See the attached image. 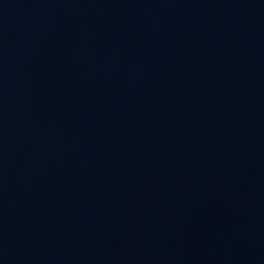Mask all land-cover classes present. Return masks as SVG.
I'll use <instances>...</instances> for the list:
<instances>
[{"label":"water","instance_id":"obj_1","mask_svg":"<svg viewBox=\"0 0 264 264\" xmlns=\"http://www.w3.org/2000/svg\"><path fill=\"white\" fill-rule=\"evenodd\" d=\"M0 264H264V0H0Z\"/></svg>","mask_w":264,"mask_h":264}]
</instances>
